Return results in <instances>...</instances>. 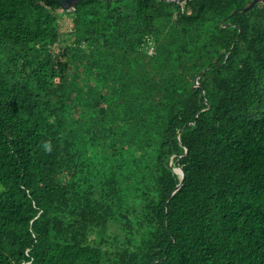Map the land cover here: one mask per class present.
Listing matches in <instances>:
<instances>
[{"label":"trees","instance_id":"obj_1","mask_svg":"<svg viewBox=\"0 0 264 264\" xmlns=\"http://www.w3.org/2000/svg\"><path fill=\"white\" fill-rule=\"evenodd\" d=\"M249 1L0 0V264H264Z\"/></svg>","mask_w":264,"mask_h":264},{"label":"water","instance_id":"obj_2","mask_svg":"<svg viewBox=\"0 0 264 264\" xmlns=\"http://www.w3.org/2000/svg\"><path fill=\"white\" fill-rule=\"evenodd\" d=\"M59 1H61V3L64 5V7L66 9H70V7H72L73 5L77 4L79 1H82V0H59ZM164 1L182 2V1H185V0H164ZM258 3L264 4V0H250L248 2L247 6H245L244 8H241V9H237L234 12H237V11L240 10L242 13H245L246 11H248L251 8H253ZM202 75H203V72L201 73L200 76H202ZM198 85H199V82L197 81L195 86H198ZM186 152H187V148H186ZM175 172L179 175V177L181 179L180 183L178 184V186L176 188V189H178L184 182L185 172H184L182 167H176L175 168Z\"/></svg>","mask_w":264,"mask_h":264},{"label":"built area","instance_id":"obj_3","mask_svg":"<svg viewBox=\"0 0 264 264\" xmlns=\"http://www.w3.org/2000/svg\"><path fill=\"white\" fill-rule=\"evenodd\" d=\"M145 48L147 50V53L149 55H154L156 53V48H155V41L153 37L148 36L145 41Z\"/></svg>","mask_w":264,"mask_h":264},{"label":"rangeland","instance_id":"obj_4","mask_svg":"<svg viewBox=\"0 0 264 264\" xmlns=\"http://www.w3.org/2000/svg\"><path fill=\"white\" fill-rule=\"evenodd\" d=\"M71 26V19L68 16H65L62 19V23H61V29L63 30H68Z\"/></svg>","mask_w":264,"mask_h":264}]
</instances>
